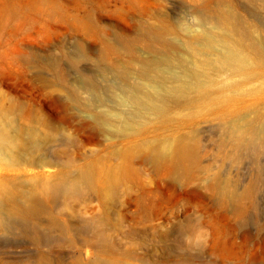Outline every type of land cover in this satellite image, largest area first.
I'll return each mask as SVG.
<instances>
[{
    "label": "rangeland",
    "instance_id": "1",
    "mask_svg": "<svg viewBox=\"0 0 264 264\" xmlns=\"http://www.w3.org/2000/svg\"><path fill=\"white\" fill-rule=\"evenodd\" d=\"M200 2L0 0V108L24 107L51 119L77 115L78 120L64 125L66 136L77 139L85 155L106 157L114 143L102 136L88 140L74 130L79 120L94 112L75 104L65 109V100L73 89L85 102L88 94L117 85L99 60L101 54L121 60L114 50L130 45L145 55L139 44L145 36L170 33L167 38L180 40L186 31L196 29ZM209 2L231 7L264 26V0ZM239 104L250 114L264 104V95L244 96ZM193 130L199 148L198 166L191 174L170 184L148 164L133 163L140 185L127 184L129 190L121 194L109 221L114 252L97 247L91 238L85 240L74 228L72 238L63 240L58 230L43 225L38 228L42 241L35 244L23 229L10 226L0 230V264H37L42 257L50 264H264V145L240 149L238 160L227 158L231 148L225 142L226 126L211 116L197 118L192 126L163 129L161 134L177 137ZM30 172L4 170L3 177H29L41 171ZM45 173L54 175L52 170ZM214 177L230 189L250 190L243 210L217 202L218 190L208 187ZM85 197L75 204L72 216L61 218L64 223L75 227L79 219L104 216L97 196Z\"/></svg>",
    "mask_w": 264,
    "mask_h": 264
},
{
    "label": "bare ground",
    "instance_id": "2",
    "mask_svg": "<svg viewBox=\"0 0 264 264\" xmlns=\"http://www.w3.org/2000/svg\"><path fill=\"white\" fill-rule=\"evenodd\" d=\"M195 25L180 40L167 38L170 33L145 36L139 41L145 55L130 45L114 50L121 60L101 54L99 60L117 85L88 94L85 102L73 89L65 100V109L75 104L94 112L74 130L88 140L102 136L114 143L106 157L85 155L77 139L66 136L64 125L78 120L77 115L51 119L24 107L0 108V166L5 167L0 169V230L19 227L40 244L43 225L58 230L63 240L72 238L74 228L85 240L114 252L109 221L127 184L140 185L133 163L148 164L170 184L198 166L196 132L171 137L162 136L163 129L192 126L197 118L211 116L226 126L227 158L238 160L240 149L264 145V104L250 114L239 104L244 96L264 95V26L209 0H201ZM32 169L41 172L3 177L4 170L27 174ZM208 187L218 190L219 204L229 203L233 210H243L251 198L249 189H230L216 177ZM87 195L97 196L104 216L79 219L75 227L64 223L61 218L72 216L75 204ZM37 264L50 262L42 257Z\"/></svg>",
    "mask_w": 264,
    "mask_h": 264
}]
</instances>
